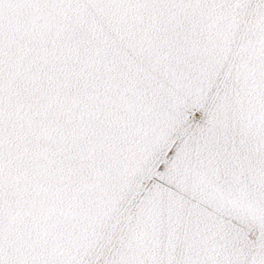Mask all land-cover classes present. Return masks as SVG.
<instances>
[{
    "label": "bare ground",
    "instance_id": "1",
    "mask_svg": "<svg viewBox=\"0 0 264 264\" xmlns=\"http://www.w3.org/2000/svg\"><path fill=\"white\" fill-rule=\"evenodd\" d=\"M78 1L87 7L77 3L71 17L90 37L78 48L96 53V58L91 53L86 69L94 61L101 67L116 65L111 53L118 48V41L113 38L114 30L106 28L105 19L99 16L105 13L121 20L125 25L119 31L127 41L120 55L127 61L122 59L120 64L129 62L138 69L136 78L123 79L122 86L129 93H124L122 107L131 115L147 116L155 122L163 133L160 137L180 131V140L172 144L178 145V157L185 158L188 145L203 147L206 139V145L211 143L217 151L235 129L240 136L239 153L226 147L218 151L217 155L228 162L220 164L217 171H244L264 162V57L255 42L264 31V4L260 0ZM59 16L57 8L26 11L19 25L31 28L42 21L58 23ZM233 42H238L237 50L232 49ZM109 69L104 71L111 72ZM114 81L106 77V93L116 87ZM138 98L144 102L142 106ZM19 103H7L3 145L17 140L23 142L22 148L5 145L0 149V233L6 237L9 254L23 248L45 256L55 245L70 246L89 226L91 200L85 194L83 165L88 151L79 146L78 134L57 131L49 135L36 127L33 133L38 135V143L31 146L28 130L10 127L9 122L18 116L15 107ZM152 109L161 114L157 121L150 117ZM190 109L195 113L192 122L185 125L184 115ZM202 112L204 117L197 119ZM141 130L142 138H160ZM163 141L165 147V138ZM75 144L77 147L71 149ZM186 197L195 202L190 198L186 201ZM198 203L209 206L216 216L203 214ZM213 206L216 208L211 199L200 201L188 193L177 198L175 211L163 206V211L146 213L133 207L115 233L118 259L122 264H156L165 258L171 264L209 252L225 258L239 254L250 242L244 234L222 227L220 210ZM121 213L120 202H114L110 216L115 215L117 222ZM245 254L248 264H256L255 252Z\"/></svg>",
    "mask_w": 264,
    "mask_h": 264
},
{
    "label": "snow or ice",
    "instance_id": "2",
    "mask_svg": "<svg viewBox=\"0 0 264 264\" xmlns=\"http://www.w3.org/2000/svg\"><path fill=\"white\" fill-rule=\"evenodd\" d=\"M260 2L264 4V0ZM63 6L64 0H0V149L7 133L4 68L21 17L26 11ZM141 135L142 130L132 122L118 130L119 143L106 141L85 153V194L91 200L89 226L83 234H77L70 246L55 245L45 256L23 248L12 255L6 237L0 233V264H122L114 232L116 216L109 214L112 204L119 201L122 211L141 207L146 213H154L163 211V206L175 211L177 198L188 193L200 201L211 199L220 210L221 226L244 234L250 243L239 254L227 258L209 252L171 264H248V250L256 253V264H264V162L244 171L233 168L221 174L205 166H189L182 180L183 167L177 163L178 145L168 148L166 153L150 155ZM176 168L180 169L179 175L173 171ZM156 264L169 261L161 258Z\"/></svg>",
    "mask_w": 264,
    "mask_h": 264
},
{
    "label": "rangeland",
    "instance_id": "3",
    "mask_svg": "<svg viewBox=\"0 0 264 264\" xmlns=\"http://www.w3.org/2000/svg\"><path fill=\"white\" fill-rule=\"evenodd\" d=\"M77 3H79L78 0H64V6L57 8L60 13V18H58L60 21L58 23L56 21L58 19L55 18L56 20L53 21L56 22L42 21L41 24L39 23L31 28L19 25L16 37L13 39L8 52V62L4 68L6 85L5 108H7V103H12L15 100L22 102L16 104L15 113H18V116L13 119L14 121L11 120L9 122L11 129L15 131L28 130L30 138L27 141H29L31 146L38 143V135L33 133L35 132V127L40 133L45 132L49 135L57 131L78 134L81 137L79 146L84 151L99 147L101 143L106 141L119 143L116 140V134L126 123L135 122L137 126H141V129H145L151 134L160 137V133L161 135L163 133L159 131L155 122L151 121L147 116L131 115L128 110L122 107V102L125 98L124 93L128 92L122 86L123 79L127 76L136 78L138 72V69L129 62L123 64L124 66L120 64L122 59L125 62L127 61L125 57L120 55L126 46L125 41L127 40L124 37L125 34L119 31V28L125 24L121 20L119 21L105 13L99 16L105 19L104 26L106 28L114 30L113 38L118 41V48L111 53V60L114 59L116 65L101 67L100 65L98 66L99 62L94 61L86 69V61L91 58V53L96 58V53L78 48L82 44V40L88 41L90 37L88 33L85 34L86 28L71 17L73 9L77 5L80 4V6L87 7L84 2ZM86 12L91 14L92 11L87 8ZM95 19H97V16ZM243 31L245 32V30H242L241 34H243ZM246 34L247 31L244 35ZM255 42L262 50L264 57V31L255 37ZM237 43H232L231 47L233 50H237ZM129 56H127L128 60ZM129 61L131 62V60ZM94 64L95 66H93ZM108 68H110L111 72L104 71ZM87 71L89 73H86ZM107 76L113 77L115 81L112 84L116 86L111 90L109 89L108 93L103 89V82ZM137 97L138 95H135L134 98ZM137 100L139 105L142 106L144 103L142 99L138 98ZM194 113V109L187 111L184 115L185 125H187V122H192ZM198 116L201 119L204 117V113L202 112ZM150 117L157 121L161 118V114L159 110L152 109ZM179 133L180 131L169 132L165 137L161 136L156 141L153 140L152 136L150 139L142 137L140 139L146 145V151L150 155H156L161 152L166 153L167 149L172 146L173 141H179ZM231 136V139L221 144L222 147L217 151L211 148V143L206 145L207 139L203 143V147L186 146V149H184L185 158L177 156V163L183 167L184 171V176L181 179L183 180L187 176L189 166L192 168L205 166L214 170L216 174L226 173L217 171L221 170L219 168L220 164L228 162L221 155H217L218 151L220 153L224 150L223 147H226L233 153H239L238 150L241 148L240 136L237 130L233 129ZM164 138L167 142L165 147ZM12 143L5 145L6 147H14L16 150L22 148L23 142L20 143V141L15 140ZM5 145H3L4 148ZM77 145H72L71 149L76 148ZM207 149L211 151H207ZM178 152L177 150V154ZM211 154L212 157H210ZM213 155L217 157L213 159ZM239 157H241V154ZM51 161L52 159L49 162ZM161 162H163L162 157ZM173 171L177 175L180 174L179 168L173 169ZM189 198L192 202H195L192 197H186V201H191ZM198 206L201 211L204 210L203 214L207 215L206 213H210L211 216L214 215L209 206L200 203H198ZM132 208L122 211L119 221L115 224V233L117 228H121V224L130 216L128 213L131 214ZM213 208L216 209L217 206L216 208L213 206ZM124 217L127 218L125 219ZM243 236L248 240L245 235Z\"/></svg>",
    "mask_w": 264,
    "mask_h": 264
}]
</instances>
